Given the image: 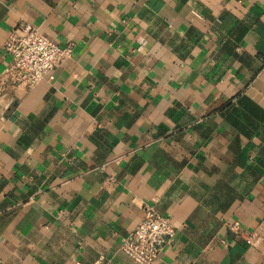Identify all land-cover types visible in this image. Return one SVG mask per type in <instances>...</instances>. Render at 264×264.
<instances>
[{
	"label": "crops",
	"instance_id": "crops-1",
	"mask_svg": "<svg viewBox=\"0 0 264 264\" xmlns=\"http://www.w3.org/2000/svg\"><path fill=\"white\" fill-rule=\"evenodd\" d=\"M73 55L0 92V264H264V0H0ZM236 226V227H235Z\"/></svg>",
	"mask_w": 264,
	"mask_h": 264
},
{
	"label": "built area",
	"instance_id": "built-area-1",
	"mask_svg": "<svg viewBox=\"0 0 264 264\" xmlns=\"http://www.w3.org/2000/svg\"><path fill=\"white\" fill-rule=\"evenodd\" d=\"M3 46L9 60L0 73V92L31 89L44 79H53L55 67L72 57L74 45H60L32 23L20 22L12 28ZM175 233L170 217L149 208L136 227L121 239L119 248L137 264H152Z\"/></svg>",
	"mask_w": 264,
	"mask_h": 264
}]
</instances>
